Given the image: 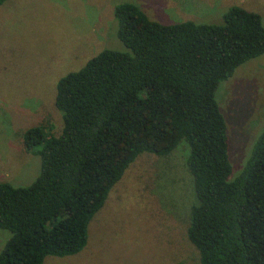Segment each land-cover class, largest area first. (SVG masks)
<instances>
[{"label":"trees","instance_id":"trees-1","mask_svg":"<svg viewBox=\"0 0 264 264\" xmlns=\"http://www.w3.org/2000/svg\"><path fill=\"white\" fill-rule=\"evenodd\" d=\"M4 0H0V3ZM128 51L103 49L60 77L62 128L40 125L24 146L40 156L26 186L0 182V264H43L75 254L113 185L143 152L171 153L184 140L195 201L187 236L200 264H264V124L234 179L225 117L215 92L245 61L264 54L261 16L230 6L221 24H163L129 3L113 11Z\"/></svg>","mask_w":264,"mask_h":264},{"label":"rangeland","instance_id":"rangeland-1","mask_svg":"<svg viewBox=\"0 0 264 264\" xmlns=\"http://www.w3.org/2000/svg\"><path fill=\"white\" fill-rule=\"evenodd\" d=\"M129 3L149 19L221 24L230 6L258 13L264 0H4L0 3V182L26 186L40 171V156L23 135L41 125L62 128L54 104L56 83L103 49L128 51L117 37L113 11ZM215 97L225 117L234 179L264 124V54L239 65L221 81ZM188 144L168 155L139 154L110 189L87 226V242L75 254L48 255L43 264H200L187 236L195 201L186 168ZM0 228V251L10 237Z\"/></svg>","mask_w":264,"mask_h":264}]
</instances>
